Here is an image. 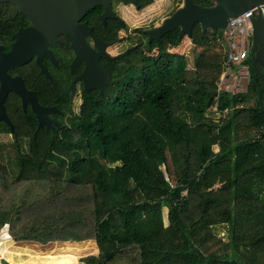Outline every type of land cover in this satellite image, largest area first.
<instances>
[{"label":"trees","instance_id":"1","mask_svg":"<svg viewBox=\"0 0 264 264\" xmlns=\"http://www.w3.org/2000/svg\"><path fill=\"white\" fill-rule=\"evenodd\" d=\"M221 34L198 26L191 63L177 33L154 40L58 134L0 142V234L95 241L84 264H264V83L250 56L246 90H218Z\"/></svg>","mask_w":264,"mask_h":264},{"label":"flooded vegetation","instance_id":"2","mask_svg":"<svg viewBox=\"0 0 264 264\" xmlns=\"http://www.w3.org/2000/svg\"><path fill=\"white\" fill-rule=\"evenodd\" d=\"M186 1L0 0V142H17L37 131L58 134L67 127L92 95L101 94L92 88L97 54L110 73V95L119 70L131 67L136 80L140 49L158 53L149 49L150 32L184 9ZM194 1L217 6L213 0ZM180 31L164 36L177 33L178 40ZM185 40L192 42L187 35ZM182 43L170 52L186 55L177 51ZM40 108L55 109L49 113L59 123L54 131L39 127Z\"/></svg>","mask_w":264,"mask_h":264},{"label":"water","instance_id":"3","mask_svg":"<svg viewBox=\"0 0 264 264\" xmlns=\"http://www.w3.org/2000/svg\"><path fill=\"white\" fill-rule=\"evenodd\" d=\"M217 2V6L203 7L195 3L194 0H187L184 9L175 13L172 18L166 20L164 24L150 32L151 43L153 40H159L165 34L181 29L178 43L183 42V38L187 35L192 38L194 26L199 24L203 34L210 30L213 34L224 32L227 28L228 21L246 11L255 10L252 18L253 34H252V53L251 64L252 71L264 83V0H213ZM109 60H115L107 54H103ZM94 56V55H93ZM99 54L94 56L91 67L92 88L99 90L101 94L110 96L108 86H112L110 81V73L99 64ZM122 57V56H120ZM119 57V58H120ZM258 100L262 105V89L258 88ZM38 112L39 127L47 131H54L53 124L59 126L58 122L50 119L49 113L55 109L40 108Z\"/></svg>","mask_w":264,"mask_h":264},{"label":"rangeland","instance_id":"4","mask_svg":"<svg viewBox=\"0 0 264 264\" xmlns=\"http://www.w3.org/2000/svg\"><path fill=\"white\" fill-rule=\"evenodd\" d=\"M193 42L185 40L177 50L181 54L185 53L191 63ZM251 79H243L240 83L243 90L247 88ZM218 117V116H216ZM219 150L218 146L214 147ZM220 236L226 238L225 229L218 230ZM0 257L2 256L6 264H54L55 261L48 256H61L72 254L76 258L77 264H84L82 260L88 256L98 254V247L95 241L88 242H58L48 245H40L34 242H15L10 238L8 225H5L0 234ZM73 244V246H69ZM97 248V250H96ZM4 251H7L6 253ZM1 257V258H2Z\"/></svg>","mask_w":264,"mask_h":264},{"label":"built area","instance_id":"5","mask_svg":"<svg viewBox=\"0 0 264 264\" xmlns=\"http://www.w3.org/2000/svg\"><path fill=\"white\" fill-rule=\"evenodd\" d=\"M255 10L251 9L239 14L228 21L227 28L221 35H217V41H224L226 46V58L224 71L218 82V90L231 94L242 93L245 90L240 83L243 79H251V66L248 62L252 53V18ZM217 116H226L217 107L214 108ZM2 257V256H1ZM0 257V264H6Z\"/></svg>","mask_w":264,"mask_h":264},{"label":"crops","instance_id":"6","mask_svg":"<svg viewBox=\"0 0 264 264\" xmlns=\"http://www.w3.org/2000/svg\"><path fill=\"white\" fill-rule=\"evenodd\" d=\"M96 250H97V248H96Z\"/></svg>","mask_w":264,"mask_h":264}]
</instances>
